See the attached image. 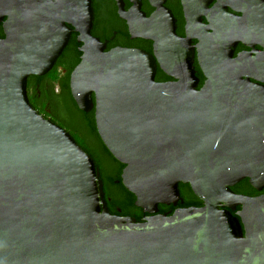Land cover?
<instances>
[{
	"label": "water",
	"instance_id": "95a60500",
	"mask_svg": "<svg viewBox=\"0 0 264 264\" xmlns=\"http://www.w3.org/2000/svg\"><path fill=\"white\" fill-rule=\"evenodd\" d=\"M92 20V0H0V264H264V194L232 190L264 188V86L232 57L239 38L200 37L199 86L190 34L177 36L166 11L137 34L152 52H103ZM67 23L82 43L72 98L95 108L143 222L110 213L94 159L28 100V77L52 69ZM157 67L174 80L156 81ZM179 184L202 206L159 213L183 203Z\"/></svg>",
	"mask_w": 264,
	"mask_h": 264
},
{
	"label": "flooded vegetation",
	"instance_id": "af4514ba",
	"mask_svg": "<svg viewBox=\"0 0 264 264\" xmlns=\"http://www.w3.org/2000/svg\"><path fill=\"white\" fill-rule=\"evenodd\" d=\"M92 8L93 20L90 33L100 41L103 52L115 48L142 49L152 52L153 41L137 34L150 27L145 19L162 9L170 14L177 36L186 38L187 32L190 34V46L195 51L193 65L196 76L199 78V86L205 80L196 57L199 39L208 37L213 46L214 39L223 33V29L226 36L239 38L233 46L232 57L239 59L241 65L246 68V75L253 83L264 86V72L258 71L259 68L264 69V0H92ZM66 26L70 35L66 47L48 73L28 77L27 97L40 114L65 129L78 145L101 152L104 145L95 125V108L91 107L87 112L80 110L70 92V74L80 62L82 52L79 48L82 43L77 41L79 33L72 24L67 23ZM0 29L2 31L1 25ZM155 80L168 82L174 79L157 67ZM48 95H64L79 113L93 119L95 131H88L84 120L82 127L66 126L52 110ZM121 171L119 177L115 179V184H121ZM259 193L264 194V188ZM165 206L173 207L174 210L178 208L173 205ZM136 208L134 214L128 217L135 218L137 222H143V218L151 216L144 213L141 208ZM159 213L170 215V210H159ZM139 214L140 219L137 218Z\"/></svg>",
	"mask_w": 264,
	"mask_h": 264
},
{
	"label": "trees",
	"instance_id": "16d2710c",
	"mask_svg": "<svg viewBox=\"0 0 264 264\" xmlns=\"http://www.w3.org/2000/svg\"><path fill=\"white\" fill-rule=\"evenodd\" d=\"M0 36H3L1 29ZM48 96H50L49 99L51 100L52 110L56 113L59 119L64 121L66 126L73 125L77 128L82 127V121L84 120L87 123L88 131H95L93 119L85 117L82 113H79L71 106L69 100L64 95ZM82 148L91 155L95 161L96 167L99 170L100 179L103 182L104 199L110 212L120 216H130L134 214L137 209L134 205V195L128 192L122 184H115V179L119 177L123 165L113 158L105 146H103V152L101 151L102 153L97 150L88 149L85 146ZM179 190L183 203L179 201L177 207L202 206L201 200L193 194L189 185L179 184ZM232 190L236 193L251 196L260 194L259 191H256L249 185L247 179H244L233 186ZM158 208L160 211L170 210V214L174 211L173 207H167L162 204H160ZM239 209L240 207L238 206L236 211ZM233 214H235V212H233ZM140 216L141 215L139 214L137 218L140 219Z\"/></svg>",
	"mask_w": 264,
	"mask_h": 264
}]
</instances>
